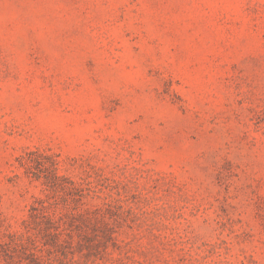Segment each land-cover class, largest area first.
Wrapping results in <instances>:
<instances>
[{"label":"rangeland","instance_id":"374dc122","mask_svg":"<svg viewBox=\"0 0 264 264\" xmlns=\"http://www.w3.org/2000/svg\"><path fill=\"white\" fill-rule=\"evenodd\" d=\"M0 264H264V0H0Z\"/></svg>","mask_w":264,"mask_h":264}]
</instances>
